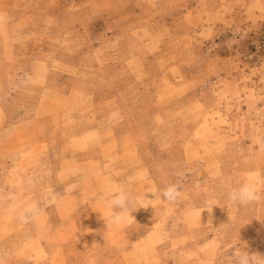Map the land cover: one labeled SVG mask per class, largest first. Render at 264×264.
<instances>
[{
  "label": "crops",
  "instance_id": "obj_1",
  "mask_svg": "<svg viewBox=\"0 0 264 264\" xmlns=\"http://www.w3.org/2000/svg\"><path fill=\"white\" fill-rule=\"evenodd\" d=\"M52 1L40 15L27 0H0V261L81 264L91 253L93 264H178L203 252L214 263L226 241L237 244L230 226L245 208L231 206L226 222L217 215L227 167L244 160L246 176L264 170L238 116L264 94L259 64L240 54L264 0ZM178 118L192 132L178 143L182 195L169 211L164 172L139 157L155 142L136 129L146 126L139 119L178 128ZM107 182L138 197L135 221L107 227ZM50 192L57 201L46 205ZM31 205L40 212L24 223ZM69 225L77 252L47 250L44 238Z\"/></svg>",
  "mask_w": 264,
  "mask_h": 264
},
{
  "label": "rangeland",
  "instance_id": "obj_2",
  "mask_svg": "<svg viewBox=\"0 0 264 264\" xmlns=\"http://www.w3.org/2000/svg\"><path fill=\"white\" fill-rule=\"evenodd\" d=\"M52 3V0H27V2H25L27 8L31 10V12L40 15L42 14L43 10L49 9V6L52 5ZM68 3H71V1L69 0ZM59 16L70 21L75 19L74 16L71 18H69V16ZM34 20L36 27L46 24V18H42V16H35ZM259 23L260 24L255 26L251 32L244 34V40L240 47V54L243 59L250 60L253 63H258L260 71L259 75L261 78H264V19H261ZM259 84L264 91V81ZM259 100L260 101L258 102H260L261 106L258 108L254 106L256 103L255 99L248 100L252 104L251 111L242 112L238 114V116L239 120L243 122L247 120L246 123L248 125L245 129V136H247V138H251L252 141H254V144H252V149L254 150L257 148L259 155H261L264 161V94L261 96V98H259ZM136 107L137 106H133L130 113L131 115L135 113V110L133 109H136ZM186 116H189V114ZM138 121L146 125L136 129L138 132V137L141 139V141L148 139L151 142H155V144L151 143L150 145H141V154H139V157L143 159L149 168L153 169L158 166L159 169H162L164 172L162 181L163 183L165 182L167 186L169 184L176 183L175 180H181L182 177L178 176V174H181L185 164L183 161V149L178 143L184 138L188 137L192 130L179 128V126L184 123L182 118H178L175 121L178 128L172 127L171 123L161 128H151L148 122L154 121V119H146V121L144 119H139ZM226 121L229 130L234 132L239 130L237 126H235V128H231L229 125L230 121L228 119ZM249 122H251V124ZM227 133L230 134L229 132ZM246 152H249V147H247ZM243 162L244 164L242 167H237L239 164L238 162V164L234 163L235 165H232V167L228 166L226 170L230 177L225 183L227 188L221 197L225 208L220 209L219 212L217 209V215L225 222L230 219L232 212L234 211V209L231 208L232 205L226 200V191L229 187L239 184L246 177V173L250 169L249 162H245L244 160ZM193 170L198 172L201 170V166L196 165L193 167ZM258 177L260 180L261 191L264 192V170L261 175H258ZM172 203L173 202H170L168 205L169 211H171V208H173L171 205ZM239 211L241 214L235 221L236 223L230 226L235 231L234 237L236 236L237 238V244L229 245L232 240H229V242L226 241L225 245L227 251L219 252V255L217 256L214 263L210 262V264H227V257L231 254V250L233 248L239 251H248L250 254H259L264 256V199H262L258 204L247 206ZM73 226L74 225L62 227L60 228L62 232L54 231L51 232L52 234L50 233L49 237H45L43 244L47 247V250L52 251L63 248L62 252H77V239L75 240L71 238V236L75 237V234L72 235V230H74ZM218 226L219 225L216 226V232L219 231ZM220 231L222 230L220 229ZM122 244L123 243H121V240L117 241V251L115 252H121L123 249L122 246H125L126 243L124 242V244ZM177 244L178 243H176V246ZM105 245L107 246H104L101 250L105 251L111 248L110 242H106ZM179 246L181 245H178V247ZM188 247H193L194 249L199 250L197 245L195 246L190 244ZM40 250L43 252V249ZM202 253L203 252H193V256L189 255L188 260L185 258L179 260L178 264H208L203 260ZM74 259L76 260V258L73 257L68 258V263L72 262ZM94 259L95 257L89 253L87 256H84L80 262L81 264H93ZM101 260L103 261V263L100 262L101 264L107 263L106 259ZM21 263L24 264V262Z\"/></svg>",
  "mask_w": 264,
  "mask_h": 264
},
{
  "label": "clouds",
  "instance_id": "obj_3",
  "mask_svg": "<svg viewBox=\"0 0 264 264\" xmlns=\"http://www.w3.org/2000/svg\"><path fill=\"white\" fill-rule=\"evenodd\" d=\"M162 195L165 200L176 202L180 199L182 192L178 184H169L163 189ZM56 199L57 194L50 192L49 198L45 200V204L50 205L55 203ZM262 199H264V192L261 191L260 180L257 174L246 176L239 184L229 187L226 191V200L235 207L255 205L260 203ZM104 200L108 214L106 218H102L106 221L107 227L110 225L119 226L129 221H135L131 213L143 207L140 206L138 197L129 188L110 182L105 184ZM216 205L218 204L208 205L207 210L211 212L213 206ZM39 212L40 207L38 205H31L25 208L24 212L20 215V219L22 222L27 223L30 219L35 218ZM0 264H3V262L0 261ZM227 264H264V256L250 254L248 251H239L233 248L231 254L227 257Z\"/></svg>",
  "mask_w": 264,
  "mask_h": 264
}]
</instances>
